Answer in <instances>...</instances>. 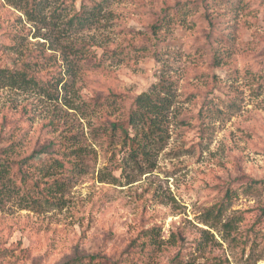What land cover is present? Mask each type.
I'll return each mask as SVG.
<instances>
[{
	"label": "rangeland",
	"instance_id": "374dc122",
	"mask_svg": "<svg viewBox=\"0 0 264 264\" xmlns=\"http://www.w3.org/2000/svg\"><path fill=\"white\" fill-rule=\"evenodd\" d=\"M0 70V155L63 165L0 199V264H264V0H0ZM143 92L165 135L131 157Z\"/></svg>",
	"mask_w": 264,
	"mask_h": 264
},
{
	"label": "trees",
	"instance_id": "16d2710c",
	"mask_svg": "<svg viewBox=\"0 0 264 264\" xmlns=\"http://www.w3.org/2000/svg\"><path fill=\"white\" fill-rule=\"evenodd\" d=\"M98 5L99 3L96 2L94 7ZM32 7L31 11L37 13V7ZM94 15V12H90L87 7H84L75 16L76 23L82 25L89 22ZM0 74L3 76V71L0 70ZM15 74L10 73L5 79L13 84L22 83L23 78L21 77H24V74L23 76H16ZM159 85V88H165L162 82ZM166 100V97H160L155 92H143L135 98L127 120L111 123L113 132L121 133L122 143L131 157L137 155L147 156L151 145H154L152 142L155 143L157 138L162 139L164 137V125L166 124H164V121L167 115L166 110H168L170 104L168 100L165 102ZM61 166L63 165L53 155L50 146L43 148L35 155L32 154L23 158H15L10 152L1 154L0 199L21 192L25 196L32 195L30 193L31 188L40 189V195L45 196V190L50 192V188H59V184L56 181H46L44 178H50ZM253 183L259 182L253 181ZM226 196L229 198L231 195L227 192ZM31 199L33 202H39L38 198L31 197ZM225 201L226 198L224 197L220 203L212 206L209 212L214 215L220 214L226 209ZM105 260V257L100 254H91L80 255L61 264H105Z\"/></svg>",
	"mask_w": 264,
	"mask_h": 264
}]
</instances>
